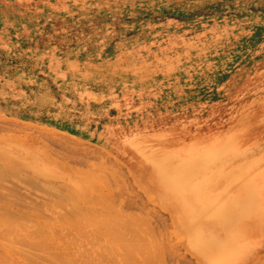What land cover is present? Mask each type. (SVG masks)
I'll use <instances>...</instances> for the list:
<instances>
[{"label":"rangeland","instance_id":"374dc122","mask_svg":"<svg viewBox=\"0 0 264 264\" xmlns=\"http://www.w3.org/2000/svg\"><path fill=\"white\" fill-rule=\"evenodd\" d=\"M11 141L47 168L41 163L38 172L33 161L22 168L18 158L20 177L38 185L28 192L35 203L41 194L54 199L48 190L65 201L78 194L75 181L81 193V178L100 177L107 186L95 178L105 188L94 198L116 206L103 213L98 205L100 213L120 211L121 225L141 229L131 226V238L145 236L141 224L153 234L140 244L149 246L146 256L157 249L155 261L137 253L140 264H264V182H257L264 179V0H0V146ZM191 154L207 165L186 171ZM15 175L2 183L19 182ZM62 208L54 212L68 213L67 228L81 238L86 227L76 234L68 218L77 213ZM54 212L34 215V231L50 233ZM59 219L56 229L66 226ZM62 230V239L51 234L71 259L84 246L71 249L73 235L66 241ZM2 235L0 264L50 263L27 247L35 253L25 251L28 260ZM210 235L228 243L225 256L211 252ZM87 240L100 255L102 244Z\"/></svg>","mask_w":264,"mask_h":264},{"label":"bare ground","instance_id":"6f19581e","mask_svg":"<svg viewBox=\"0 0 264 264\" xmlns=\"http://www.w3.org/2000/svg\"><path fill=\"white\" fill-rule=\"evenodd\" d=\"M5 140H7V138L5 139ZM7 141H10V140H7ZM12 142V141H11ZM10 142V143H11ZM17 143H18V141H16ZM14 143H15V141L14 142H12L10 145L7 143L6 145H3V146H0L1 147V149H2V147L4 148V149H2L3 150V153L5 154V152L8 150V148H9V152H10V155H11V153H14V155L17 157V161L15 160L16 158H15V156H14V158H13V156L11 157L10 155L8 156V154L9 153H6L5 155L2 153V150H1V153H0V237L1 236H3L2 234H4V235H7L6 236V238H8V239H10V240H7V241H10L11 242V244L13 243V244H15V243H17V244H15V246L14 247H17L16 249H17V252H19V253H22V255H27L26 257H28V253H25V251L26 252H29L30 250L29 249H31V251H32V249L34 248V249H36L35 251H39V252H41V253H39V252H35V251H32V252H35V253H37V255L39 254V256H40V254H41V256H43V257H47V259H46V261L48 262V260L50 261V263L49 264H51V261L52 262H55L57 259H60V261H64V262H66L67 264L68 263H72V264H138V262H139V258H137V253H139V255H143V256H141L144 260H146V259H150V257H152V255H153V251L154 250H157V249H152V247H150L151 248V250H152V252L150 251V253L149 254H151V255H147L146 256V253L148 252H145L146 251V249L149 247V246H145L146 244V242H150V240L151 239H153L152 237V233L151 232H149L150 230L149 229H145V230H143V225L141 224V227L140 228H142V233H143V231H144V233H143V235H145L146 236V234L148 233V234H150L149 236L151 237L150 238V240H148L147 241V236L145 237V236H141L142 234L141 233H138V231L139 230H141V229H139L138 231H135L136 230V228L137 227H134V225L132 226V224L130 225V228H131V226L133 227L132 229L134 230V228H135V232H137L138 233V235L139 234H141L140 235V237H142V238H140L139 236H138V238L137 237H132L133 239L134 238H137V239H135V242L133 241V239L131 238V236H132V234L131 233H133V231H131L130 230V228H129V226H128V228H127V226H126V223H128V222H126V223H124V224H120V223H123V221L124 220H122L121 219V217H119V215H118V213L120 212V211H115V212H113L114 211V207L116 208V206H114L113 207V205L115 204L113 201L111 202L113 205H111V207H109L108 206V204H111V203H109L107 200H108V198H106V199H104V198H101V197H103V195L101 196L100 194H99V196H97V198L95 197L94 198V194L96 193V194H98L99 192H101V190H102V192H103V189L107 186V185H105V184H103V180L102 179H100V177H96V176H94V174L92 173L91 174V176H92V178H91V176H90V174H89V176L86 174H84L85 175V177H83L84 175H81L80 174V178L81 177H83V178H81L80 179V181L82 182V180H83V182L81 183L80 182V185L82 184V186L80 187V188H82V191H81V193H80V189H79V183H77V181H75V185L74 184H72L74 187H76V188H71V190L72 189H75V191L79 194H81L80 196H82V198L83 199H81L80 197H79V195L78 194H73V190H72V195L71 196H69V197H66L67 198V200L65 199V201H64V199H62V197L61 198H59L60 197V195L58 196V192H57V194H56V192H55V194H54V192H50L49 190H48V192H49V194H48V192H47V195H49V196H53L54 195V197H52V198H54V199H51V197H45V195L44 194H41V197L42 196H44V199H43V197L41 198L42 200L41 201H39L38 203H35L36 202V198L34 197L33 198V196H28V192H30V193H32L33 194V192H31L33 189L32 188H34V186H32V185H36L37 187H38V185L36 184V182H34L33 180H31V178H27V176L25 177V178H23V177H20V168L22 167L23 168V166L24 167H26L27 166V164H29V166H30V164L32 163V161H33V163L31 164L32 166L33 165H36V163H38V161H37V158L36 159H34V157H32L31 159L32 160H30V158H28L29 160H30V163H29V160L25 157V159L23 158L24 156L23 155H25V153L23 152L22 153V151H21V149L22 150H24L23 148H21L20 146H18V147H20V150L19 151H21V152H18L17 150H15V149H13L12 148V144L14 145ZM16 143V144H17ZM2 144H5V143H2ZM1 144V145H2ZM7 147V148H6ZM15 148H17V146L15 145ZM7 149V150H6ZM11 149H12V151H11ZM8 152V151H7ZM17 152H18V155H17ZM23 154V155H21V154ZM211 154V155H210ZM4 155V156H3ZM27 155H29V154H27ZM36 155V154H35ZM192 155V154H191ZM209 155L211 156V157H213V156H215V154L214 153H212V152H210L209 153ZM5 156H8V157H5ZM23 156V157H22ZM209 156V157H210ZM234 156H236V155H233L232 157H233V159L232 160H236V158L237 157H234ZM22 158V160L24 161V162H27L26 164L24 163V162H22V160H20L21 158ZM30 157H31V155H30ZM18 158H20L19 159V161H21V163H17L18 162ZM38 158H39V156H38ZM191 159L189 160V162H188V164H186V166H185V170L186 171H188V170H191V171H193V169H194V167H196V166H198V167H202L203 165H207V163L206 162H208V161H206V162H204L203 161V163L202 162H198V160H197V156H196V154H195V157L192 155L191 157H190ZM27 160V161H26ZM40 160V159H39ZM24 163V164H23ZM41 163H43L42 162V160H41ZM41 163L39 164V165H37V166H33L34 167V170H36L37 169V171L38 172H43V167H41ZM144 163H145V165H147V166H149V164H147V162L146 161H144ZM18 164H21L20 166L18 165ZM48 164V163H47ZM47 164H46V166H47ZM23 165V166H22ZM44 165V167H45V163H43L42 164V166ZM19 166V167H18ZM29 166H27L26 168H28ZM32 166H30L29 167V169H32L33 167ZM51 166V169L53 170V166L52 165H50ZM49 166V167H50ZM17 167L19 168L18 170L20 171H18L17 170ZM48 167V166H47ZM48 167V168H49ZM150 167V166H149ZM36 168V169H35ZM39 168H41L40 170H39ZM46 168V167H45ZM45 168H44V170H45ZM47 169V168H46ZM184 169H182V171L184 170ZM240 169H243L242 167H240ZM42 170V171H41ZM48 170H50V168L48 169ZM48 170H46V171H48ZM52 170L51 171H49V173L50 174H52V173H54V172H52ZM56 170V169H55ZM57 171H58V169H57ZM150 171H151V177L153 178V180H155V181H157V179L155 178V175L153 174V171H152V169H151V167H150ZM52 172V173H51ZM60 173H61V175H62V172L61 171H59ZM58 172V173H59ZM57 173V172H56ZM4 174H8V176L9 175H15V174H19L18 176L20 177L19 179H17L18 177H17V175H15L16 176V179H17V181H19V182H16V181H14V183H10V184H8L7 183V185L5 186L4 184H6V181H5V183L3 184L2 183V176L4 175ZM44 174H46V173H44ZM240 174H241V171H240ZM42 175V174H41ZM47 175V174H46ZM55 175H57V174H53V176H55ZM65 175V174H64ZM174 175V174H173ZM14 176V177H15ZM48 176V175H47ZM46 176V177H47ZM52 176V177H53ZM58 176V175H57ZM168 176V178H169V175H166V177ZM170 176H172L171 174H170ZM174 176H176V175H174ZM9 177H11V176H9ZM50 177V176H49ZM58 177H60L61 178V176L59 175ZM62 177H64V176H62ZM77 177H79V174H78V176ZM88 177V178H87ZM94 177V178H93ZM13 178V177H12ZM27 178V179H26ZM55 178H57L56 176H55ZM85 178H87V181L89 180V182H87V181H85ZM95 178L97 179L98 178V180L100 179V184H102V185H104L105 187L103 188V189H99V186H97L96 185V183H95V181L96 182H99V181H97V180H95ZM173 178V177H172ZM172 178H169L170 180L172 179ZM175 178V179H174ZM172 180H171V182L173 181V180H177L176 182L174 181V185L175 186H177L176 188L174 187V186H172V187H174L173 189L175 190L174 191V193H172L173 195L172 196H170V197H172V199H175V198H178L179 196H181V195H179L180 194V192L178 191V189H180V187H179V175H177L176 177H174ZM62 179H64V180H66V178H62ZM90 179H91V181H92V184H90L91 183V181H90ZM94 179V180H93ZM32 182H31V181ZM77 180V179H76ZM79 180V179H78ZM102 180V181H101ZM61 181V180H60ZM13 182V181H12ZM31 182V183H30ZM34 182V183H33ZM72 182H74V180L72 181ZM159 182V181H158ZM258 183H260V182H264V179H261V180H259V181H257ZM33 183V184H32ZM86 183V184H85ZM92 186V188L94 187V188H97V189H95V191H94V188L92 189L91 188V186L89 185V184ZM95 183V184H94ZM159 183H163V185H165L164 184V182H162V181H160ZM94 184V185H93ZM178 184V185H177ZM88 185V186H87ZM84 186V187H83ZM170 186V185H169ZM89 187V188H88ZM101 187V186H100ZM36 188V187H35ZM84 188V189H83ZM79 189V190H78ZM86 189H88V190H86ZM91 189V190H90ZM70 190V191H71ZM84 190H86L85 192H84ZM97 190H99V191H97ZM177 190V191H176ZM34 191V190H33ZM68 191V190H67ZM88 191V192H87ZM92 191V192H91ZM108 191V190H107ZM17 193V195H16V193ZM45 192V191H44ZM93 192H94V194H93ZM98 192V193H97ZM21 193H24V194H22L21 195ZM27 193V194H26ZM15 194V195H14ZM35 194V193H34ZM52 194V195H51ZM59 194H60V192H59ZM61 194H62V192H61ZM64 194V193H63ZM93 196H92V195ZM95 194V195H96ZM101 194H104V192L103 193H101ZM106 194V193H105ZM19 195V196H18ZM25 195H27L28 196V198L27 197H24ZM37 195V194H36ZM40 194H38V196H39ZM77 195V196H76ZM209 195V194H208ZM12 196H15V198L13 197L12 198ZM20 196H23V197H20ZM63 196V195H62ZM59 198V199H57V198ZM91 197H93L94 199H92V201H89L90 200V198ZM98 197H100L99 199H98ZM109 197V201H111L110 200V196H108ZM244 197V196H243ZM64 198V197H63ZM80 198V199H79ZM207 198V197H206ZM205 198V199H206ZM32 199H34V200H32ZM55 199H57L56 201H53V200H55ZM88 199V200H87ZM102 199V200H101ZM208 199H209V197H208ZM69 200V201H68ZM82 200L85 202V201H89L88 203H89V205L91 206V207H93L94 205H99L100 207H103V208H101V211L103 212V211H105L104 210V208H110L109 210H112L113 209V211L112 212H109V213H107V214H109V216L108 215H106V214H102V213H100L101 211H100V207L98 206V207H96L97 209H93V208H91V207H89V208H87V206H86V208L84 209V208H80V202H82ZM94 200H98L97 202L96 201H94ZM99 200H100V202H99ZM105 200H106V202H105ZM51 201V202H50ZM52 201H53V203H52ZM63 201H64V205L62 204L63 203ZM71 201V203H73V204H69V206H66V204L68 205V203ZM103 201V202H102ZM66 202V203H65ZM68 202V203H67ZM99 202V203H98ZM51 203H52V206L54 207V208H48V204L51 206ZM57 203V204H56ZM88 203H87V205H88ZM92 203V204H91ZM100 203H101V205H100ZM103 203V204H102ZM105 203V204H104ZM62 204V205H61ZM107 204V205H106ZM55 206H58L59 208H61V207H63L62 209L64 210V206L65 207H68V208H65V210L67 209V211H69L70 213L69 214H76L77 213V215H72L73 217H69L68 219H70L71 220V223H72V225H73V227L75 226V224L76 223H78L79 224V226H77L78 224H76V227L75 228H77V230H75L76 231V234H79V236L81 235V234H83V235H81L82 237H84V235H85V240H89V241H92V240H94V236H96V238L97 239H99L100 240V238L102 239V240H104V242H100V241H98V240H94V242L92 241V243L94 244L95 243V241H97L98 242V245H100V244H102L101 246H103V247H101V246H98V248H103L102 249V251L100 252L101 254L100 255H97L96 254V249L95 248H93L92 247V251L94 252L95 251V253L93 254L91 251H90V249H88L89 247L86 245V244H84L85 242V240H83V243H81V241H80V239L82 238H79V237H77L76 235H75V233H74V231H73V233H72V228L70 227H68L67 228V220H65V218L68 216V213H67V215H64L63 216V219H64V223H66V228L63 226V227H61L62 229H66V231H64V230H62L63 231V234L64 235H62V236H65V234L66 235H68V237L67 236H65V238H66V241H67V238L69 239V235L71 236V234L73 235V239H75L76 241H75V243L74 242H72V241H74L73 239L72 240H70L69 239V241H70V244H71V246L70 247H72V246H74V247H72L71 249H73V248H75V246H78V245H80L81 246V244L84 246V249L82 248V249H77V250H79V252L78 253H76L75 251V254H77V256H73V258H71V259H68V257H69V255H68V257L67 258H65L64 257V255H63V251L65 252V247L63 246V244L61 243V241H60V239H62V238H60L61 237V235H60V233H61V231L59 232V229H61L60 227L59 228H57L56 229V227L54 226L55 225V223L56 222H54V221H56V220H58V218H60L59 219V221L60 220H63L62 219V216L60 215V213H57V212H60L59 210H57V209H55ZM105 206H107V207H105ZM73 207H75V208H73ZM113 207V208H112ZM48 208V209H47ZM69 208H71L70 210H69ZM79 208V209H78ZM107 208V209H108ZM81 209V210H80ZM86 209H87V211H86ZM47 210V211H46ZM53 210V211H52ZM54 210L55 211H57V212H54ZM91 210H94L95 212H97V213H95L96 214V216H95V214L93 213L94 211H91ZM96 210H98V211H96ZM116 210V209H115ZM46 211V212H45ZM48 211H51V213L53 214V212L55 213V214H57V215H59L58 217H57V215H56V218L54 219V220H52V222H50V220H46L47 222H48V225L50 226V224L49 223H52L53 224V226H52V224H51V226H52V228H51V231L47 228V227H45V226H42V227H44V228H47V230H49L50 231V233H47V231H38L37 229H38V227H36V225H35V230H37L38 232H35L34 231V223L33 222H31V223H33V224H31L30 223V221L29 220H34V219H32V218H34L33 216L34 215H37V214H40V215H42V214H47V212ZM74 211V212H73ZM82 211V212H81ZM90 213H89V212ZM117 212V213H116ZM78 213H80L81 214V216H80V214H78ZM104 213V212H103ZM116 214V217L114 216L115 214ZM54 214V215H55ZM62 214H66V213H63L62 212ZM101 214V215H100ZM112 214V215H111ZM48 215V217L49 218H54V216H50L49 214H47ZM104 215V216H103ZM190 215V217L192 216L191 214H189ZM66 216V217H65ZM80 216V217H79ZM108 216V217H107ZM76 217H78V218H76ZM111 217V218H110ZM113 217V218H112ZM124 217H126V215L124 216ZM123 217V218H124ZM128 217H129V215H128ZM131 217V216H130ZM185 217H189V216H185ZM189 217V218H190ZM72 218V219H71ZM74 218V219H73ZM118 218H120V219H118ZM118 219V220H117ZM130 219V218H129ZM121 222H120V221ZM128 219H127V217H126V221H127ZM185 220H188L187 218H185ZM39 221V223H40V226H41V224H43V221H40V220H38ZM65 221H67V222H65ZM73 221H76L75 223H73ZM46 222V223H47ZM54 222V223H53ZM62 221H60V223H61ZM70 222V221H69ZM120 222V223H119ZM130 222V221H129ZM46 223H44L43 225H46ZM70 223V224H71ZM83 223V224H82ZM86 225H85V224ZM90 223V225H88ZM131 223V222H130ZM57 224V223H56ZM91 224H92V226H95V229L93 228V227H89V228H91V229H89V228H87V226H91ZM33 225V226H32ZM47 226V225H46ZM48 226V227H49ZM58 226V225H57ZM68 226H70L69 224H68ZM80 226H82L81 227V229L83 230V231H85L84 229H86V231L87 232H82V230H80L79 231V229L78 228H80ZM84 227H86V228H84ZM53 228L54 229H56L55 230V232L53 231L52 232V230H53ZM74 228V229H75ZM84 228V229H83ZM139 228V227H138ZM70 229V230H69ZM94 229V232L92 231ZM96 230H97V232H98V234H96L97 232H96ZM129 230V231H128ZM147 230H149L147 233L145 232V231H147ZM58 231V232H57ZM68 231V232H67ZM51 232L52 233H54V235L57 233V237L59 236V238L60 239H58V238H56V236H53L52 234H51ZM79 232H82L81 234L79 233ZM90 232V233H89ZM94 233V234H91V233ZM131 232V233H130ZM59 234V235H58ZM147 234V235H148ZM87 235L88 236H90V237H87ZM92 235V236H91ZM94 237V238H93ZM143 237L144 238H147L146 239V241H145V247H147L146 249H145V247L142 245V244H140V242H142V240L141 239H143ZM3 237H1L0 238V240L2 239ZM6 238H5V240H6ZM65 238L63 237V239L65 240ZM72 238V237H71ZM77 238V239H76ZM218 239V237H216L215 235L213 236V235H210L209 237H207L206 238V244L209 246V248H210V250H211V252L212 253H215L216 255H218V256H222L223 255V250H224V248H225V246H226V244H228V243H225V242H223V240H217ZM4 240V241H5ZM77 240H79L78 242H80L79 244H76V242H77ZM87 240V241H88ZM136 240L139 242H137L136 243ZM144 240V239H143ZM6 241V242H7ZM13 241V242H12ZM72 242V243H71ZM99 242H100V244H99ZM152 242H155L156 243V241L153 239L152 240ZM1 241H0V245H1ZM66 243H68V245H69V242H66ZM76 244V245H74V244ZM87 243V242H86ZM19 244H21L22 246H23V248H24V251L23 252H21L19 249H21V245H19ZM24 244L26 245V248H25V246H24ZM105 244V245H104ZM10 245V244H9ZM28 245V246H27ZM11 246V245H10ZM19 246H20V248H19ZM79 246V247H80ZM83 246H81V247H83ZM87 246V247H86ZM93 246V245H92ZM96 246V245H95ZM3 246L1 245V248H2ZM29 249H28V248ZM7 248V247H6ZM12 248H13V245H12ZM22 248V249H23ZM150 248L148 249V250H150ZM16 249H14V250H16ZM26 249V250H25ZM70 249V250H71ZM19 250V251H18ZM63 250V251H62ZM75 250H76V248H75ZM30 251V252H31ZM29 252V253H30ZM31 252V253H32ZM67 252V251H66ZM69 252V251H68ZM74 252L72 251L71 252V254L73 253L74 254ZM30 253V254H31ZM35 253H32L29 257H31L32 258V255L33 256H35ZM65 254V253H64ZM67 254V253H66ZM74 254V255H75ZM145 254V255H144ZM149 256V257H148ZM212 256H215V255H212ZM223 256H225V254L223 255ZM0 257H2V255H1V252H0ZM5 257V256H4ZM4 257H2V258H4ZM28 257V258H29ZM42 257V259L44 260V258ZM51 257H52V260H51ZM2 258H1V260H2ZM31 258H29L28 260H30ZM50 258V259H49ZM70 258V257H69ZM53 259H55V261H53ZM66 259H68V260H66ZM139 259V260H138ZM148 259V261H151V262H153L154 263V258L152 257V259H153V261H152V259L151 260H149ZM222 259V258H221ZM32 260V259H31ZM36 260H38V259H36ZM66 260V261H65ZM91 260V261H90ZM40 261H41V259H40ZM91 263H90V262ZM141 262H143V260L141 259L140 260ZM147 261V260H146ZM33 262H36L35 260L33 261ZM57 262H59V260H57ZM47 263V264H48ZM146 263V262H145ZM145 263H143V264H145ZM147 263H149V264H151L150 262H147ZM2 264V263H1ZM9 264V263H8ZM40 264V263H39ZM52 264H54V263H52ZM56 264V263H55ZM57 264H65V263H63V262H59V263H57ZM139 264H140V262H139ZM142 264V263H141Z\"/></svg>","mask_w":264,"mask_h":264}]
</instances>
